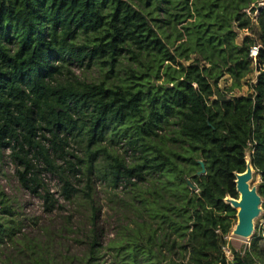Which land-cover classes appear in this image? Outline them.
<instances>
[{"label":"trees","instance_id":"1","mask_svg":"<svg viewBox=\"0 0 264 264\" xmlns=\"http://www.w3.org/2000/svg\"><path fill=\"white\" fill-rule=\"evenodd\" d=\"M255 1L0 0V150H12L24 166L21 182L38 193L37 178L28 176L36 168L30 154L55 170L53 155L64 157L70 141L82 143L85 158L76 157L80 165L71 164V171L84 176L90 206L80 231L64 222L26 233L2 194L0 264H261L264 8L259 39L238 41L239 31L251 27L246 9ZM252 46H259L256 60ZM126 55L137 67L119 77ZM73 65L102 66L117 81L65 76ZM255 70L257 82L247 94L227 97L219 88L226 74L240 86ZM116 139L134 162L104 144ZM247 152L260 175L263 213L241 250L228 241L237 209L225 198L239 197L236 174L246 170ZM200 160L205 172L198 174ZM95 177L122 187L130 199L129 223L107 245L92 196ZM61 180L65 198L78 197L70 179ZM40 195L51 212L53 194ZM72 234L84 246L80 251L69 248ZM7 241L14 251L7 253Z\"/></svg>","mask_w":264,"mask_h":264},{"label":"rangeland","instance_id":"2","mask_svg":"<svg viewBox=\"0 0 264 264\" xmlns=\"http://www.w3.org/2000/svg\"><path fill=\"white\" fill-rule=\"evenodd\" d=\"M262 8H264V0H256L246 9L247 14L251 18V27L239 31V42L247 35H250L254 39H259L261 32L260 28H258L257 20ZM233 26L235 27L236 23H234ZM85 63H87V61ZM118 65L119 77L124 76V70L128 66L137 67V64L128 55L123 56ZM259 72L260 70H255L249 74L243 79L240 86L234 85L233 78L229 74H226L219 81V88L227 97L247 94L252 91L251 84L257 82ZM65 76L88 82L106 80L108 83L116 82L118 77L115 71L108 72L99 65H73L69 67V73H66ZM160 81H162V79ZM164 133L170 136L169 130ZM104 144L108 145L109 150L115 155L123 158L126 163L131 164L134 162L132 152L127 150L124 142L116 139V141L108 140ZM84 151L82 143L78 141H70L69 145L66 146L67 154H65L64 157L53 155L55 166L57 167L55 170L48 168L44 162H38V160L33 158V154H30V158L32 159V162L35 163L36 168L28 176H35L41 186L38 193H34L31 186H25L21 182L20 174L23 173L24 166L14 157L12 150H0V199L2 194L7 197V202L11 205L16 219L22 222V232L40 233L43 231V227H45V229L57 228L63 226L64 222L74 224L75 227L73 230H81L77 228V224L86 223L90 214V206L82 191L85 185V178L82 174H77L75 177L71 171V164L76 163L80 165L76 157L84 159ZM247 160H250V152H247ZM62 176L69 178L73 186L80 190L78 197L71 200L65 198L62 192ZM259 182L260 175H255L253 169V176L250 185L258 187ZM92 183V196L96 205L100 208V225L103 226L104 244L107 245L110 239L116 236L118 230L121 229L122 224L129 223L128 218L131 217V212L127 208L130 207V199L122 187L117 189L112 188L108 181L100 179V177H95ZM46 190H49L56 200L55 206L51 212L46 210L45 201L40 195ZM121 198L128 201V204L125 205L121 201ZM225 199L228 200V197ZM262 213L263 209L261 203L259 214L254 219V227ZM252 236L248 238L238 237L233 235L231 231L228 236V241L230 242V246L244 250L249 246ZM73 238L74 234L69 236V248L73 251H80L84 246H79L77 243H74ZM56 240L59 241V238H56ZM5 246L7 253L14 251V247L9 241H7ZM230 246L227 245L225 247L229 258H231ZM102 255L105 261L107 260V262H109L111 260L110 251L107 248L102 249ZM260 263L264 264V260H260Z\"/></svg>","mask_w":264,"mask_h":264},{"label":"water","instance_id":"3","mask_svg":"<svg viewBox=\"0 0 264 264\" xmlns=\"http://www.w3.org/2000/svg\"><path fill=\"white\" fill-rule=\"evenodd\" d=\"M199 162L202 166V170L198 172V174H201L205 172V166L203 161L200 160ZM253 169L254 168L251 164V160H247L246 170L236 174L235 182L239 197L233 198L228 196V200L226 199V201L231 204L232 207L237 209L238 231L237 234H235V231L232 230V234L235 236H242L243 238H248L253 235V230L255 229L254 219L259 214L260 205L262 203V198L258 193L257 187L250 185V181L253 176ZM186 180L191 190H198L197 185L194 184L189 177H186ZM236 200L237 202L240 200V202L237 203ZM238 207L240 209H238Z\"/></svg>","mask_w":264,"mask_h":264},{"label":"built area","instance_id":"4","mask_svg":"<svg viewBox=\"0 0 264 264\" xmlns=\"http://www.w3.org/2000/svg\"><path fill=\"white\" fill-rule=\"evenodd\" d=\"M259 46H252L250 50V55L256 60V57L258 56Z\"/></svg>","mask_w":264,"mask_h":264},{"label":"bare ground","instance_id":"5","mask_svg":"<svg viewBox=\"0 0 264 264\" xmlns=\"http://www.w3.org/2000/svg\"><path fill=\"white\" fill-rule=\"evenodd\" d=\"M229 198V197H228ZM236 202H237V200H236ZM240 202V200L237 202V203H239ZM236 203V204H237ZM238 209H240L239 207H238ZM233 230L235 231V234H237V231H238V224L236 223L235 224V226H234V228H233ZM238 237H242V236H239V235H237Z\"/></svg>","mask_w":264,"mask_h":264}]
</instances>
